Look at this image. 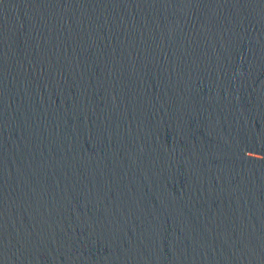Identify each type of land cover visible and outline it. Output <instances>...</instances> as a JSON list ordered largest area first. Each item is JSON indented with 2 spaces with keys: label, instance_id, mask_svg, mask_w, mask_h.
Masks as SVG:
<instances>
[{
  "label": "water",
  "instance_id": "water-1",
  "mask_svg": "<svg viewBox=\"0 0 264 264\" xmlns=\"http://www.w3.org/2000/svg\"><path fill=\"white\" fill-rule=\"evenodd\" d=\"M0 264H264V0H0Z\"/></svg>",
  "mask_w": 264,
  "mask_h": 264
}]
</instances>
